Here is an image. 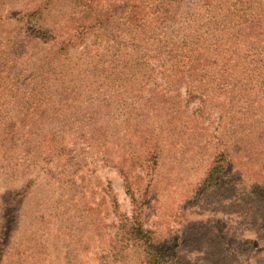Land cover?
<instances>
[{"label":"rangeland","instance_id":"rangeland-1","mask_svg":"<svg viewBox=\"0 0 264 264\" xmlns=\"http://www.w3.org/2000/svg\"><path fill=\"white\" fill-rule=\"evenodd\" d=\"M43 1L0 0V264H148L125 233L136 198L148 201L155 236L178 245L175 264H264V62L259 71L251 62L260 35L241 39L242 69L205 51L173 61L149 43L168 18L150 13L154 0H94L102 17L85 36L103 54L87 67L78 48L72 61H52L54 78L42 83L41 52L21 17ZM191 1L196 17L210 12ZM140 4L146 43L130 23L121 28L125 10ZM70 11L69 0H56L46 12L57 41L76 27ZM134 44L146 67L112 70L133 58ZM63 84L72 89L54 100ZM221 154L233 177L197 199Z\"/></svg>","mask_w":264,"mask_h":264},{"label":"trees","instance_id":"trees-1","mask_svg":"<svg viewBox=\"0 0 264 264\" xmlns=\"http://www.w3.org/2000/svg\"><path fill=\"white\" fill-rule=\"evenodd\" d=\"M55 1L44 0L36 11L21 17L22 22L26 21L29 33L33 35L35 47L41 52V58L38 61L39 66L42 67L40 77L42 83L54 78L51 74L54 66L53 62L70 58L72 61L73 54L78 48L82 50L81 54H79L78 63L85 64L87 67L103 54V52L99 53L96 51L93 45L87 47L86 42L85 35L94 26H99L98 24L102 17V14L95 13L94 8L91 6L94 0H69L71 11L66 16V20L69 22L74 20L76 27L66 41H57L54 29L46 21V12L50 10ZM185 1V9L182 10V13L175 16L171 15V8L178 5L180 0H154L150 6L152 15L157 16L161 12L162 15L165 14L168 17L166 18L165 29L160 34L152 36L149 40V43L153 41L159 43L161 56H166L167 53L173 61H176V58L191 60L194 56H196V59H202L205 58L203 53L205 51L215 61L222 63V68L234 67L237 69L236 67L241 66L240 69H242L243 64L240 65L235 59V56L241 54V39L246 38L249 42H255L259 34V45H257L256 49H253L255 51L252 54L251 62L255 65L252 69L253 71L262 69V63L264 62V10L259 11V9L264 7V0H200L204 2L202 6L210 8V12L205 17H196L195 8L193 7L196 2L191 0L182 2ZM259 5L261 6L260 8H258ZM143 8V4H140L126 9L124 16L121 18V28H127L130 23L129 28L140 35V38L142 37L140 39L142 43H146V37L144 33H141V22L145 18ZM224 8L228 9L223 10ZM229 9L233 10L232 14ZM86 11H89L90 14L82 17L81 13ZM91 15L94 16V19L90 21L89 16ZM106 15L112 20L110 14ZM249 21H251L252 25L249 24ZM177 26H185L187 29L189 27L190 31H186L184 36L179 35ZM201 29L206 30L204 36L199 34ZM213 32L214 35H212ZM161 35H163V40H161ZM101 36L99 37L101 38ZM108 42L110 45V41H107V44ZM114 43L117 42L114 40ZM118 45H122V43L118 42ZM234 45H237L240 51ZM132 46L134 47L132 52H135L133 58L128 62L116 59L117 65L112 70L122 68V70L137 71L141 67H146L147 52L144 51L142 46L136 44ZM103 50L106 55L112 54V51L108 48ZM47 51H51L53 55L44 57L42 52ZM180 63H184L183 59H180ZM106 72L107 70H104V73ZM71 89V85L66 84H63L62 89H54V100L66 97V94ZM232 171L233 165L228 156L225 154L219 155L198 187L196 198L198 199L205 193L228 183L233 177ZM147 206L148 201L146 199L143 202H140L137 198L134 199L133 216L125 226V233L131 242L143 247V255L148 264H175L174 257L177 251L174 250L178 248V245L175 248H171L172 241L174 243L173 239L163 240L155 236V233L147 227V223L144 221Z\"/></svg>","mask_w":264,"mask_h":264}]
</instances>
